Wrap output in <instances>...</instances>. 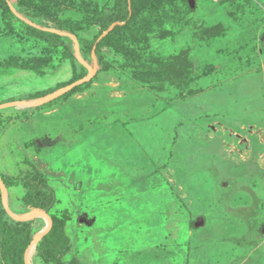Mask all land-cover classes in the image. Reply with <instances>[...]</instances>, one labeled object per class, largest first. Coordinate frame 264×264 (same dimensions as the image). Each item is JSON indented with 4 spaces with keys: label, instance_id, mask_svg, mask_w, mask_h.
Wrapping results in <instances>:
<instances>
[{
    "label": "rangeland",
    "instance_id": "374dc122",
    "mask_svg": "<svg viewBox=\"0 0 264 264\" xmlns=\"http://www.w3.org/2000/svg\"><path fill=\"white\" fill-rule=\"evenodd\" d=\"M9 1L6 264H51L43 249L63 264H264V0ZM121 7L131 18L117 24ZM74 39L98 72L52 98L89 74ZM25 68L47 96L27 99L39 81ZM40 176L56 194L50 226L24 203L49 202Z\"/></svg>",
    "mask_w": 264,
    "mask_h": 264
},
{
    "label": "trees",
    "instance_id": "16d2710c",
    "mask_svg": "<svg viewBox=\"0 0 264 264\" xmlns=\"http://www.w3.org/2000/svg\"><path fill=\"white\" fill-rule=\"evenodd\" d=\"M6 3L8 5L7 0H6ZM8 8H9V10H11L9 5H8ZM124 10H125L124 7H121L119 9V13L117 15V18L115 19L116 20L115 22L117 24L127 23V22L130 21V18H131L130 15L126 14ZM116 28L118 29V27H116ZM102 31H104V32L107 31V27L104 26L102 28ZM34 34H35L34 35L35 37H39V38L43 37V33L42 32H36ZM108 35H110V33ZM100 41L99 40L96 41L95 46H94V47H96V49L100 46V44H101ZM30 69L34 70L33 68H25V70H30ZM86 84H84V85H86ZM77 88H75V89H77ZM49 91L50 90L42 91L40 93L35 94L34 96L28 97L27 99L28 100L29 99H33V98L38 97V96L45 97V96H47V94H49ZM37 188L40 189V190H45V191H47L50 194L49 202L46 205H42V200H40L41 199L40 195H38V194H30V195H28L27 197L24 198V203H25L26 207L29 208V209H39V210H42L45 213L49 214L51 209L54 206V202L56 200V194H55L54 190L49 186V184H48V182H47V180H46V178L44 176H40V181H39V183L37 185ZM0 233H1V240H0L1 261H2V264H6V259H5V255H4L5 243L2 242L3 239L6 236V231H5L4 227H3L2 221H0ZM29 243H30V240H27V245ZM45 243H46V240H44L42 242V244H41L42 248L45 246ZM42 259L44 261L50 262L51 264H63V261H62L63 255H61L60 257H50L47 254L46 250H44V249H43V252H42Z\"/></svg>",
    "mask_w": 264,
    "mask_h": 264
},
{
    "label": "water",
    "instance_id": "95a60500",
    "mask_svg": "<svg viewBox=\"0 0 264 264\" xmlns=\"http://www.w3.org/2000/svg\"><path fill=\"white\" fill-rule=\"evenodd\" d=\"M7 2H8V5H9L10 9L16 14L17 12H16L14 6L12 5V3L9 0H7ZM191 3L193 4V1H191ZM109 33H110V30L105 32L103 37L107 36ZM68 35L71 36L70 34H68ZM102 38H100V40ZM74 42H75V52H76L77 59L82 65H84L88 69L89 74H88L87 77L82 78V79L70 84L69 86H67L65 88H62L61 90L57 91L55 94L52 95V98H53V96L64 94V93H66L68 91H71V90H73V89H75L77 87H80V86H82V85H84L86 83H89L94 78V76L97 74V72H98V62L95 61L94 65L91 66L86 60H84L81 57L80 51H79V43H78V41L76 39H74ZM95 49H96V47L94 48V51H93V57L95 56ZM16 104H19V102L18 103L3 104V105H0V108H7V107L14 106ZM0 182H1V178H0ZM45 215L49 219V226H50L51 221H50L49 215L48 214H45Z\"/></svg>",
    "mask_w": 264,
    "mask_h": 264
},
{
    "label": "crops",
    "instance_id": "0c3cea01",
    "mask_svg": "<svg viewBox=\"0 0 264 264\" xmlns=\"http://www.w3.org/2000/svg\"><path fill=\"white\" fill-rule=\"evenodd\" d=\"M0 73H2V75L5 74V72L3 70H1ZM26 73H27V75H30L31 74V76H30V82H33V79H34V81H36V82H34V85H37V82L39 81L38 82V89L36 90V93L35 94L44 91L40 87V85L42 84V79H43L42 75L38 74L36 71L31 70V69L30 70H26ZM30 96H32V95L29 93V97ZM0 240H1V233H0ZM0 264H2V261H1V245H0Z\"/></svg>",
    "mask_w": 264,
    "mask_h": 264
},
{
    "label": "bare ground",
    "instance_id": "6f19581e",
    "mask_svg": "<svg viewBox=\"0 0 264 264\" xmlns=\"http://www.w3.org/2000/svg\"><path fill=\"white\" fill-rule=\"evenodd\" d=\"M33 248H34V246H33ZM34 252V251H33Z\"/></svg>",
    "mask_w": 264,
    "mask_h": 264
}]
</instances>
